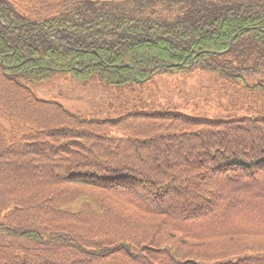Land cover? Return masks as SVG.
<instances>
[{
	"label": "trees",
	"instance_id": "1",
	"mask_svg": "<svg viewBox=\"0 0 264 264\" xmlns=\"http://www.w3.org/2000/svg\"><path fill=\"white\" fill-rule=\"evenodd\" d=\"M0 10V264H264V0ZM184 75L211 76V111L142 100ZM58 76L115 88L120 116L34 95Z\"/></svg>",
	"mask_w": 264,
	"mask_h": 264
},
{
	"label": "rangeland",
	"instance_id": "2",
	"mask_svg": "<svg viewBox=\"0 0 264 264\" xmlns=\"http://www.w3.org/2000/svg\"><path fill=\"white\" fill-rule=\"evenodd\" d=\"M200 75V74H199ZM184 75L180 77L168 78L159 77L155 83L148 86L145 90L142 100L147 102L150 107H177L189 105L194 113L211 111V93L213 89V80L211 76ZM131 90H126V95L131 97ZM35 93L39 99L56 100L67 106L73 111L85 114L89 117L112 118L120 116V102H116V94L112 89L103 88L96 82L83 88L71 77L58 76L55 79L44 82L36 87ZM136 94H139L137 90ZM131 97L130 108H133L135 102ZM215 98V95H214ZM220 110L223 111L224 108ZM196 108V109H194Z\"/></svg>",
	"mask_w": 264,
	"mask_h": 264
},
{
	"label": "water",
	"instance_id": "3",
	"mask_svg": "<svg viewBox=\"0 0 264 264\" xmlns=\"http://www.w3.org/2000/svg\"><path fill=\"white\" fill-rule=\"evenodd\" d=\"M232 46H233V43L231 44L230 48H231ZM230 48H229L227 51H229ZM227 51H226V52H227ZM226 52H223V53H226ZM164 68H166V66H162V69H164Z\"/></svg>",
	"mask_w": 264,
	"mask_h": 264
}]
</instances>
